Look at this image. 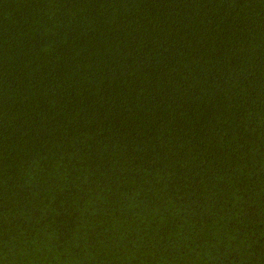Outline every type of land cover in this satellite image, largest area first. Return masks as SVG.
I'll return each mask as SVG.
<instances>
[{"label":"trees","instance_id":"16d2710c","mask_svg":"<svg viewBox=\"0 0 264 264\" xmlns=\"http://www.w3.org/2000/svg\"><path fill=\"white\" fill-rule=\"evenodd\" d=\"M0 264H264V0H0Z\"/></svg>","mask_w":264,"mask_h":264}]
</instances>
